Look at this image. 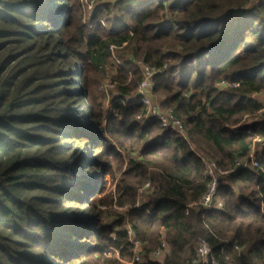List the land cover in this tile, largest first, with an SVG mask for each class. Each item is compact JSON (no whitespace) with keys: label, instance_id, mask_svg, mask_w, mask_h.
<instances>
[{"label":"trees","instance_id":"16d2710c","mask_svg":"<svg viewBox=\"0 0 264 264\" xmlns=\"http://www.w3.org/2000/svg\"><path fill=\"white\" fill-rule=\"evenodd\" d=\"M81 10L0 0V264H189L200 238L217 264H264V0H117L88 24ZM111 45L120 96L106 111L89 78ZM138 62L166 68L154 95L185 137L138 121ZM191 144L221 169L258 150V168L220 178L223 211L198 206L210 179ZM123 154L136 155L126 169ZM114 202L131 211L109 225L97 207ZM162 241L169 253L153 262Z\"/></svg>","mask_w":264,"mask_h":264},{"label":"built area","instance_id":"2783aa9c","mask_svg":"<svg viewBox=\"0 0 264 264\" xmlns=\"http://www.w3.org/2000/svg\"><path fill=\"white\" fill-rule=\"evenodd\" d=\"M116 48L117 47L114 45L110 46L111 53H114ZM136 65L139 67L142 74V80L136 88L134 97L136 103L140 104L143 108L141 114L138 117V121L143 126H147L150 123L157 121L162 125L164 132H174L177 135L185 137L186 133L182 122L178 120L172 113H163L160 105L156 102V96L154 95L155 78L158 75L162 74L166 68H151L145 65L143 62H138L136 63ZM217 86L220 89H236L239 85H229L226 82H220ZM257 142H261V139H258ZM201 159L206 169V175L210 179V182L207 186V191L202 196L201 201L198 205L205 213L224 210V203L220 199L219 194L221 177L231 176L237 174L240 171L259 167V164L252 152L245 158H239L235 160L234 164L227 169L219 168L216 162L208 158ZM149 188L150 184L148 183L146 184L145 188L142 189L140 198L136 203L137 209L143 207L147 203ZM130 209L129 207L123 208V210L126 212ZM188 214L189 212L186 213V215ZM129 235L136 250H139L141 248L140 241L136 238L133 232L130 231ZM167 249V244L165 242H161L156 253V258H158V260H162L167 254ZM235 249L239 251L238 247H236ZM134 260L136 263L140 262V257L138 256L137 252ZM189 264H217L212 255L211 246L206 239L200 238L198 240L194 257L190 260Z\"/></svg>","mask_w":264,"mask_h":264},{"label":"rangeland","instance_id":"374dc122","mask_svg":"<svg viewBox=\"0 0 264 264\" xmlns=\"http://www.w3.org/2000/svg\"><path fill=\"white\" fill-rule=\"evenodd\" d=\"M80 1H81V9H82L81 13H82V16L84 17V21H85L84 23L88 24L89 18L92 16L93 12L96 9L103 8L104 6H107V5L112 6V5H114V3L117 0H80ZM118 50H119V47H117V51ZM109 52L111 53V51H109ZM119 52L121 54L122 50H120ZM111 55H112V59L108 62V64L105 65V67H101V69L99 70V73H93L89 78V86H90L89 92H91V94L95 97V99L97 101L104 103V107H105L106 111L110 110L112 99H115V98L120 96V94L117 92V87L119 86V84H118V82L115 81V78L118 76L119 64L118 63L116 64L115 61L113 60L114 59L113 56L115 55V53L114 54L111 53ZM123 60H124V57H123ZM78 82H79V80H77V79L71 80L73 89H75V86L78 84ZM132 97H135V93ZM155 98H156V102L159 105H161L162 99L158 98V97H155ZM256 100H258L260 103H262L264 105V94L258 95L256 97ZM86 103H87L86 101L81 102V106L85 107ZM253 124H254V122L252 121V119H247V120H245V122H243L242 125H240L237 128H234V130L235 131L237 129L239 131L244 130L245 128L251 127V125H253ZM257 143H261V142H257ZM191 146H192V149L200 156V158H208V155H206L202 151H200L199 148L197 149L192 144H191ZM86 151H87V149H86ZM251 152L254 154V156H256V154L258 152V150L256 149V146L252 148ZM135 156L131 155V154H123V158H124V162H125L123 169H126L129 161H131V159ZM88 160L89 159L84 158V160H82V161H84L86 163ZM96 176L97 175H93L91 171L86 170V172L84 174L80 175V178H83L84 180L88 179L90 181H96V180H98V177H96ZM107 179L110 183H109V188L107 189L108 191L106 192L105 196L108 195L107 197L111 203V200L113 201L114 196H115L116 183H113L109 178H107ZM116 180H118V178ZM93 186H94V184L89 185V187H93ZM142 189L138 191L137 201L140 198V193H141ZM87 190H92V188H88ZM77 191H79L81 193L84 192V190L82 188L77 190ZM113 204L114 205L107 207V208L101 207V206L97 207L98 210L103 211L105 213L103 215L104 216L103 220L106 224H109V225L116 223L118 221V218L125 217V216L128 217L127 215H129V212L131 211L130 208H129L130 209L129 211H127V212L124 211L119 206H116V202H114ZM162 242H164V241H162ZM158 248L149 255V258L153 262L161 261V260H158V258H156V253H157ZM136 252L140 253L141 248L139 250H136ZM139 257H140V263H141L142 254H140Z\"/></svg>","mask_w":264,"mask_h":264},{"label":"crops","instance_id":"0c3cea01","mask_svg":"<svg viewBox=\"0 0 264 264\" xmlns=\"http://www.w3.org/2000/svg\"><path fill=\"white\" fill-rule=\"evenodd\" d=\"M167 248H168V246H167ZM168 253H169V249H167V254H168ZM167 254H166V255H167ZM166 255H165V256H166ZM165 256H164V257H165Z\"/></svg>","mask_w":264,"mask_h":264}]
</instances>
